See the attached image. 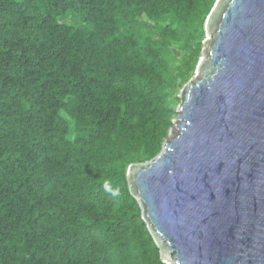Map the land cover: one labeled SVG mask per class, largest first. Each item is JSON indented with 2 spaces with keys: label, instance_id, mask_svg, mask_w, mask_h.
<instances>
[{
  "label": "trees",
  "instance_id": "16d2710c",
  "mask_svg": "<svg viewBox=\"0 0 264 264\" xmlns=\"http://www.w3.org/2000/svg\"><path fill=\"white\" fill-rule=\"evenodd\" d=\"M217 0H0V264H166L127 169L156 158Z\"/></svg>",
  "mask_w": 264,
  "mask_h": 264
},
{
  "label": "water",
  "instance_id": "95a60500",
  "mask_svg": "<svg viewBox=\"0 0 264 264\" xmlns=\"http://www.w3.org/2000/svg\"><path fill=\"white\" fill-rule=\"evenodd\" d=\"M205 32L176 129L128 167L130 193L164 263L264 264V0H217Z\"/></svg>",
  "mask_w": 264,
  "mask_h": 264
},
{
  "label": "rangeland",
  "instance_id": "374dc122",
  "mask_svg": "<svg viewBox=\"0 0 264 264\" xmlns=\"http://www.w3.org/2000/svg\"><path fill=\"white\" fill-rule=\"evenodd\" d=\"M205 40H212V35L209 32H205ZM208 49V47H205L204 50L206 51ZM201 60L202 61H206L208 60L207 56H205L204 54H202L201 56ZM182 90L180 91L179 97L181 95ZM176 128L175 126H173V128L171 129V131H174Z\"/></svg>",
  "mask_w": 264,
  "mask_h": 264
}]
</instances>
